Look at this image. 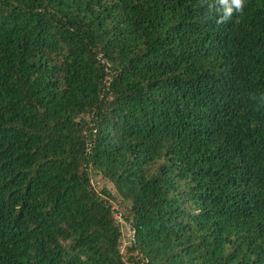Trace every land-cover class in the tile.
Masks as SVG:
<instances>
[{
	"label": "trees",
	"instance_id": "16d2710c",
	"mask_svg": "<svg viewBox=\"0 0 264 264\" xmlns=\"http://www.w3.org/2000/svg\"><path fill=\"white\" fill-rule=\"evenodd\" d=\"M207 12L0 0V264H264V0Z\"/></svg>",
	"mask_w": 264,
	"mask_h": 264
},
{
	"label": "rangeland",
	"instance_id": "374dc122",
	"mask_svg": "<svg viewBox=\"0 0 264 264\" xmlns=\"http://www.w3.org/2000/svg\"><path fill=\"white\" fill-rule=\"evenodd\" d=\"M90 176L94 190L97 193L105 195L117 213H124L127 204H125V202H123V200L117 195L111 183L93 170L90 171ZM115 219L117 220L121 232L120 252L124 253L125 247L130 239V232L128 227L120 220L119 214H115Z\"/></svg>",
	"mask_w": 264,
	"mask_h": 264
},
{
	"label": "clouds",
	"instance_id": "9594fccd",
	"mask_svg": "<svg viewBox=\"0 0 264 264\" xmlns=\"http://www.w3.org/2000/svg\"><path fill=\"white\" fill-rule=\"evenodd\" d=\"M245 0H208V12L205 19L217 16L218 23L230 20L234 14L243 12Z\"/></svg>",
	"mask_w": 264,
	"mask_h": 264
}]
</instances>
